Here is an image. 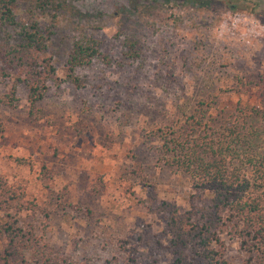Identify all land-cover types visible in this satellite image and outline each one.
Returning a JSON list of instances; mask_svg holds the SVG:
<instances>
[{
  "label": "rangeland",
  "instance_id": "1",
  "mask_svg": "<svg viewBox=\"0 0 264 264\" xmlns=\"http://www.w3.org/2000/svg\"><path fill=\"white\" fill-rule=\"evenodd\" d=\"M12 11L19 24L38 21L55 78L34 106L23 83L16 104L0 103V177L37 205L10 213L61 264H127V236L132 264H174L168 252L152 263L165 221L156 207L187 209L191 189L159 161L156 130L180 128L197 101L229 113L256 99L264 0H13ZM17 25L0 19V44ZM90 39L97 53L74 67L75 84L69 55ZM10 83L0 77V93ZM224 253L245 264L236 241Z\"/></svg>",
  "mask_w": 264,
  "mask_h": 264
},
{
  "label": "trees",
  "instance_id": "2",
  "mask_svg": "<svg viewBox=\"0 0 264 264\" xmlns=\"http://www.w3.org/2000/svg\"><path fill=\"white\" fill-rule=\"evenodd\" d=\"M12 3L0 0V19L19 29L13 41L0 44V77L11 81L0 93V103L16 104V86L23 83L27 101L34 106L47 81L55 78V67L38 21L19 24ZM96 53L93 40L74 42L67 78L78 84L74 67L88 63ZM256 86V99L238 100L229 113L220 104L197 101L180 128L156 130L159 161L185 174L191 190L185 210L167 201L157 205L165 221L155 239L152 263L168 252L174 264H234L224 253L229 239L238 243L245 264H264V77ZM36 208L21 186L0 177V264H61L57 254L39 251L40 243L10 213ZM129 244L128 236L119 240L127 264H132L139 254L137 246Z\"/></svg>",
  "mask_w": 264,
  "mask_h": 264
}]
</instances>
